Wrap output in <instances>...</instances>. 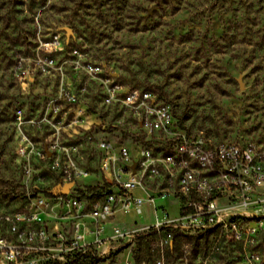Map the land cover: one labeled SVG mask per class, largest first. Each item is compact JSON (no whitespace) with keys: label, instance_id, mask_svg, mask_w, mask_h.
<instances>
[{"label":"rangeland","instance_id":"rangeland-1","mask_svg":"<svg viewBox=\"0 0 264 264\" xmlns=\"http://www.w3.org/2000/svg\"><path fill=\"white\" fill-rule=\"evenodd\" d=\"M46 3L49 8L31 18L20 10L28 0H0V214L23 211L37 192L55 199L60 169L53 162L62 164L65 146L74 145L71 158L88 173L78 179L81 184H94L98 177L94 137L86 143L81 130L68 136L62 112L54 114L47 105L58 98L61 83L75 88L85 80L71 69L72 57L102 62L123 85L152 90L186 132L202 131L216 140H264V0ZM54 35L57 42L48 43ZM60 46L68 52L57 54L48 66L35 60L37 49ZM84 97L93 111L90 95ZM96 116L100 125L86 134L124 139L136 133V125L126 124L121 112L100 107ZM155 204L175 212L166 199L156 198ZM140 209L138 214L119 211L112 223L129 227L150 221L149 207L142 203ZM54 217L43 215L47 239L37 253L39 264H70L67 223ZM60 229L62 241L55 235ZM125 253L124 248L110 251L97 264H121ZM131 257L132 264H156L157 256L138 239ZM163 264L257 263L218 236L201 235L176 237Z\"/></svg>","mask_w":264,"mask_h":264},{"label":"built area","instance_id":"built-area-1","mask_svg":"<svg viewBox=\"0 0 264 264\" xmlns=\"http://www.w3.org/2000/svg\"><path fill=\"white\" fill-rule=\"evenodd\" d=\"M55 42L54 35L48 43ZM54 51L37 49L34 58L48 66ZM71 63L85 80L75 88L61 83L58 98L47 105L54 114L62 112L68 136L81 130L86 143L94 137L98 177L94 184H81L78 179L88 173L71 158L74 145L65 146L64 161L53 167L60 169L59 183L71 186L55 199L37 192L23 211L0 214V264H39L48 213L67 223V260L76 253L100 258L124 248L121 264H132L131 247L144 239L157 256L155 263L163 264L177 236L210 235L264 264V140H216L202 131L186 132L152 90L123 85L102 62L72 57ZM87 93L93 101L90 112ZM100 107L121 112L126 124L136 125V133L125 140L86 134L100 125ZM156 198L166 199L175 212L157 206ZM142 203L150 209V221L129 227L112 223L119 211L140 213ZM55 235L64 238L62 229Z\"/></svg>","mask_w":264,"mask_h":264},{"label":"trees","instance_id":"trees-1","mask_svg":"<svg viewBox=\"0 0 264 264\" xmlns=\"http://www.w3.org/2000/svg\"><path fill=\"white\" fill-rule=\"evenodd\" d=\"M22 2V1H20ZM49 3H46V0H28V7L20 9L21 11L30 14L31 18L34 16V14L38 11L40 12H45L47 8H49ZM45 6V7H44ZM9 12H6L4 14H7ZM42 17L39 18L40 22L42 21ZM66 46H63L61 50L54 51L51 53V55L54 56V59L56 58L57 54H61L63 52H68V50H65ZM65 55H62V58H64ZM60 60V59H59ZM200 235H197V237ZM178 237V236H177ZM186 237V236H183ZM191 237V236H187ZM83 261L89 264H97L100 262L99 258H94L93 256H90L89 254H81V253H76L74 254L71 258H69L68 262L70 264H82Z\"/></svg>","mask_w":264,"mask_h":264},{"label":"water","instance_id":"water-1","mask_svg":"<svg viewBox=\"0 0 264 264\" xmlns=\"http://www.w3.org/2000/svg\"><path fill=\"white\" fill-rule=\"evenodd\" d=\"M67 34L69 33V28H66ZM72 182H65V183H58L54 185L52 194L53 195H58V194H64L68 191L69 187L71 186Z\"/></svg>","mask_w":264,"mask_h":264}]
</instances>
